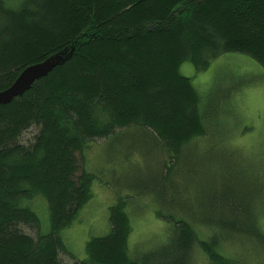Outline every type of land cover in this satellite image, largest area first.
<instances>
[{
	"label": "trees",
	"instance_id": "trees-1",
	"mask_svg": "<svg viewBox=\"0 0 264 264\" xmlns=\"http://www.w3.org/2000/svg\"><path fill=\"white\" fill-rule=\"evenodd\" d=\"M67 48L74 52L64 64L0 105V264H191L196 246L209 264H233L218 247L219 230L202 240L190 219L176 213L159 215L171 223L162 245L132 256L131 194L110 205V232L89 239L85 258L65 259L61 233L101 180L78 158L96 139L113 135L117 146L131 136L151 137L152 151L166 153L156 189L164 196L168 187L178 191L172 177L193 160L189 148L207 137V123L230 110L223 108L230 89L221 103L208 97L202 103L180 66L189 61L201 71L232 54L264 64V0H24L18 7L0 0V91L27 66ZM120 129L134 132L118 136ZM135 145L117 150H141ZM195 161H202L200 170L209 165L203 157ZM187 163L185 170L198 176ZM149 187L145 181L141 191ZM247 191L228 196L235 203L227 218L207 214L208 221L256 236L261 250L264 230ZM39 197L48 203V232L33 205Z\"/></svg>",
	"mask_w": 264,
	"mask_h": 264
},
{
	"label": "rangeland",
	"instance_id": "rangeland-1",
	"mask_svg": "<svg viewBox=\"0 0 264 264\" xmlns=\"http://www.w3.org/2000/svg\"><path fill=\"white\" fill-rule=\"evenodd\" d=\"M6 1L10 6L18 7L24 0ZM180 72L191 78L202 103L207 97L213 103H221L230 89L226 98L228 103L223 104L224 109L230 108L226 116L207 123L206 127H211L207 137L197 140L189 148L193 160H186V163L199 175L193 176L191 170L186 171L185 163L178 170L179 175L172 177V184L178 185V191L174 193L168 187L164 196L161 188L156 189V172L164 175L165 164L162 161L166 153L159 152V149L152 151L155 150L154 139L143 134L140 138L131 136L130 141L124 140L123 145L117 146L112 140L113 135L96 139L84 156L78 155V158L101 180L92 183V195L74 224L61 233L67 250L62 254L68 261L85 258L89 239L110 232V205L131 194L134 199L126 210L132 227L128 238L132 256L133 253H145L162 245L170 235L171 223L159 215L176 213L178 219H190L194 228L201 231L202 240H208L214 230H219L218 247L233 264H264V246L261 250L257 246L259 238L239 228L235 230L212 223L207 216L216 221L227 218L226 211L231 213L229 210L235 203L228 196L233 192L243 194L246 186L249 190L245 194L247 204L251 205V209L252 206L255 208V218L260 220L258 225L264 230V64L249 56L232 54L218 58L201 71H197L193 63L184 62ZM123 131L127 135L134 132L120 129L118 136ZM131 142L140 146L141 150L130 146L127 153L118 151ZM198 157H203L209 165L200 170L202 161H195ZM232 169H236L239 175ZM148 180V191H141ZM209 195L220 212H211ZM260 198H263L261 202L258 201ZM33 205L40 218L41 230L48 232L51 224L47 200L39 197ZM214 210L216 212L215 206ZM220 214L223 216L220 217ZM191 264H209L206 254L197 246Z\"/></svg>",
	"mask_w": 264,
	"mask_h": 264
},
{
	"label": "water",
	"instance_id": "water-1",
	"mask_svg": "<svg viewBox=\"0 0 264 264\" xmlns=\"http://www.w3.org/2000/svg\"><path fill=\"white\" fill-rule=\"evenodd\" d=\"M73 52L74 48L71 50L67 48L61 52L50 55L41 62L31 64L24 68L11 86L0 91V105L8 104L12 102L14 98L22 96L31 88L36 80L47 76L57 66L64 64L71 57Z\"/></svg>",
	"mask_w": 264,
	"mask_h": 264
}]
</instances>
